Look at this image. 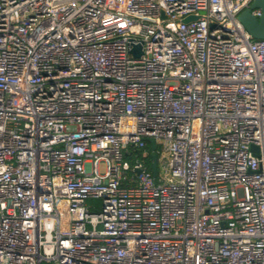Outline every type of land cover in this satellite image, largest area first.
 Here are the masks:
<instances>
[{"label":"built area","instance_id":"built-area-1","mask_svg":"<svg viewBox=\"0 0 264 264\" xmlns=\"http://www.w3.org/2000/svg\"><path fill=\"white\" fill-rule=\"evenodd\" d=\"M252 1L0 0V264H264Z\"/></svg>","mask_w":264,"mask_h":264},{"label":"water","instance_id":"water-1","mask_svg":"<svg viewBox=\"0 0 264 264\" xmlns=\"http://www.w3.org/2000/svg\"><path fill=\"white\" fill-rule=\"evenodd\" d=\"M258 8L261 11L259 16H255L251 13V9ZM193 19V16H187L183 21H189ZM238 19L242 23L243 27L250 33L255 39H264V0H253L248 8H245L238 15ZM135 49L138 46L134 47ZM150 156H151V170L156 174V143L154 138H147ZM252 149L257 151V147L252 146Z\"/></svg>","mask_w":264,"mask_h":264},{"label":"rangeland","instance_id":"rangeland-1","mask_svg":"<svg viewBox=\"0 0 264 264\" xmlns=\"http://www.w3.org/2000/svg\"><path fill=\"white\" fill-rule=\"evenodd\" d=\"M99 167H101V166H99Z\"/></svg>","mask_w":264,"mask_h":264}]
</instances>
